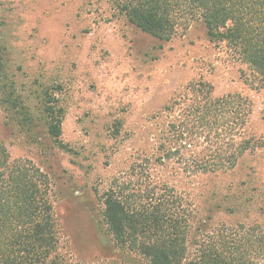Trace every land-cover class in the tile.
<instances>
[{
    "label": "rangeland",
    "instance_id": "1",
    "mask_svg": "<svg viewBox=\"0 0 264 264\" xmlns=\"http://www.w3.org/2000/svg\"><path fill=\"white\" fill-rule=\"evenodd\" d=\"M0 42L7 73L36 119L27 132L0 105V146L47 174L67 264H147L117 247L102 221L101 195L117 178L138 186L149 174L166 183L181 197L190 226L192 209L193 228L264 221V149L246 152L224 174L192 176L174 160L155 162L169 117L154 116L191 81L210 84L213 96L247 97L245 133L264 141V80L224 43L210 42L202 22L161 41L116 15L109 0H0ZM47 86L61 88L63 147L38 113Z\"/></svg>",
    "mask_w": 264,
    "mask_h": 264
},
{
    "label": "trees",
    "instance_id": "2",
    "mask_svg": "<svg viewBox=\"0 0 264 264\" xmlns=\"http://www.w3.org/2000/svg\"><path fill=\"white\" fill-rule=\"evenodd\" d=\"M109 2L116 15L161 41L202 22L210 42L224 43L264 80V0ZM3 49L0 42V105L17 126L33 131L36 119L7 73ZM60 89L41 90L38 113L48 137L63 147ZM164 113L169 120L155 148V162L161 165L174 160L192 176L224 174L235 170L246 152L264 149L263 140L245 133L252 103L239 93L213 96L210 84L191 81L185 95L154 117ZM132 184L117 178L101 195L102 221L120 249L138 254L147 264H264V221L193 228L192 209L190 226L189 214L172 187L149 174L138 186ZM49 190V178L40 167L27 159H10L0 146V264H67L58 252Z\"/></svg>",
    "mask_w": 264,
    "mask_h": 264
}]
</instances>
